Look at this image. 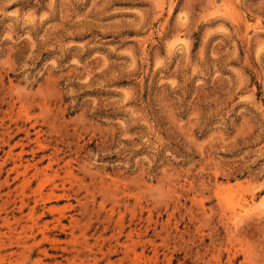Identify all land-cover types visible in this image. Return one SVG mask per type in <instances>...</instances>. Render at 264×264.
<instances>
[{"label":"rangeland","instance_id":"obj_1","mask_svg":"<svg viewBox=\"0 0 264 264\" xmlns=\"http://www.w3.org/2000/svg\"><path fill=\"white\" fill-rule=\"evenodd\" d=\"M0 264H264V0H0Z\"/></svg>","mask_w":264,"mask_h":264}]
</instances>
